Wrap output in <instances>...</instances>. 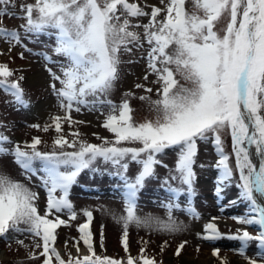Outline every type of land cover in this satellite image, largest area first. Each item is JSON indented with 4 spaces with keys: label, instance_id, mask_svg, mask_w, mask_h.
<instances>
[{
    "label": "snow or ice",
    "instance_id": "snow-or-ice-1",
    "mask_svg": "<svg viewBox=\"0 0 264 264\" xmlns=\"http://www.w3.org/2000/svg\"><path fill=\"white\" fill-rule=\"evenodd\" d=\"M16 8V0H0V17L22 14L20 18L25 21L19 26L23 33L0 26V39L9 44V52L16 46L31 52L23 43L25 38L42 34L55 37L53 52L66 62L53 61L46 52L37 54L60 64L59 74L48 71L53 81L50 87L64 114L52 116L43 125H30L44 132L55 130L51 151L40 150V136L33 137L30 143L25 141L23 146L16 142L11 148L5 147L13 141L0 132V156H13L26 179L38 176L46 192L42 209L38 192L0 170V239L8 240L10 247L17 234L30 235L33 250L29 259H41V264H159L144 254L145 248H141L139 257L129 254L126 260L98 255L90 229L94 215L88 209L83 211L87 222L78 228L81 235L76 241L77 255L69 252L65 259L56 246L57 229L77 218L71 189L85 170L100 171L98 162L116 169L113 175L123 181L125 214L118 220L127 251L130 224L169 234L185 230L173 211L181 209V194L196 195L198 141H211L219 157L215 165L219 169L217 196L228 186L237 187L247 212L233 219L243 226H258V232L252 234L244 227L226 234L213 217L197 235L205 241H240L238 251L247 264H264V0H194L192 11L186 9V0H160V6L142 4L140 0H34L21 3L20 14ZM143 17L149 18L148 23H139ZM221 24L223 27H219ZM139 28H143V34L135 30ZM144 43L149 46L147 67L160 85L156 90L159 98L151 101L155 117L136 122L127 98L116 104L109 97L121 78L122 55ZM20 56L23 58L24 53ZM14 74V69L0 62V89L10 94L17 105L27 107L30 102L21 85L24 77L11 79ZM135 87L152 92L141 83ZM105 107L108 113L102 126L114 134L112 140L99 137L101 143H91L82 138L78 129L70 133L71 140L64 134L65 123H84L75 120L73 112L87 109L104 114ZM0 127L5 125L0 123ZM225 135L231 137V153L226 151ZM132 144L139 146H128ZM168 149L178 150V155L174 169H170L175 175L164 181L173 196L162 205L167 217H142L137 214L138 192L146 180L156 175L157 166L162 165L160 156ZM132 162L141 167L137 175L129 177ZM172 181L179 186H172ZM230 203L235 205L237 201ZM181 210L199 216L192 206ZM65 213L68 219L62 218ZM80 241L88 254H79ZM16 242L29 247L23 240ZM252 242L257 243L258 252L250 257L247 249ZM186 243L181 242L176 249L177 257ZM213 255L219 258L220 249H214ZM221 264H228L226 257Z\"/></svg>",
    "mask_w": 264,
    "mask_h": 264
},
{
    "label": "rangeland",
    "instance_id": "rangeland-1",
    "mask_svg": "<svg viewBox=\"0 0 264 264\" xmlns=\"http://www.w3.org/2000/svg\"><path fill=\"white\" fill-rule=\"evenodd\" d=\"M34 0H16V12L20 14L19 5L21 3H33ZM142 4L160 6V0H140ZM194 8V0H186V9L192 11ZM22 15V14H20ZM17 16L0 17V26L10 29L17 28L25 21ZM149 18H140L139 23H148ZM134 22H136L134 20ZM223 27V24L219 25ZM23 33L22 29H19ZM143 34V28L135 29ZM23 43L27 51L22 46H16L9 52V44L0 39V62L7 63L10 68L15 70V74L11 79H17L23 76L21 85L25 91V98L30 102L27 107L19 106L13 101L10 94L0 89V123L5 127H0V132L8 135L13 144H5V147L11 148L14 143L18 142L21 146L24 142H31L33 137L40 136L43 143L39 146L41 151H51L53 140L57 135L54 129L44 132L42 129L30 127L32 124H45L50 122V118L54 115H63V110L59 107L57 97L50 87L52 76L48 69L57 74L60 73V64L46 61L43 56L37 53L46 52L52 57L53 61L66 62L64 57L58 56L53 52L56 41L55 37L40 35L25 38ZM149 46L144 43L141 48H133L131 53H124L121 65V78L110 95V99L116 104H120L123 99L127 98L133 109V116L136 122H142L145 118L152 119L156 113L152 110L151 101L158 99L157 88L159 84L155 83L157 77L151 74L147 67V54ZM24 56L21 58L20 53ZM129 61H133L129 63ZM146 73L148 79L143 77ZM137 83L144 84L146 88H151L152 92L147 93L144 89L136 88ZM181 83H185L181 80ZM60 87L59 82L56 83ZM186 86H189L186 84ZM131 93L130 96H125ZM149 96L150 100H142L141 96ZM100 111H88L83 109L80 113L73 112L72 116L75 120L84 123L69 126L67 123L63 125L64 134L68 135L71 140V132L76 129L83 134L84 139L91 143H101L99 137H107L109 140L114 138V134L105 129L102 125L108 108ZM96 135H93V134ZM128 146L138 147V144ZM226 151L231 153V137L225 135ZM70 150V149H69ZM178 150L168 149L160 156L162 165L157 166L156 175L146 180L144 187L138 192L137 214L140 216H157L161 219L167 217V209L162 205L173 199L169 193L167 185L164 183L166 178L175 175L170 172L174 169L177 159ZM219 157L215 151L214 144L211 141H198V153L194 170L196 172L195 180V196H189L184 192L179 197L181 209H187L189 206L194 207L199 213L198 217H194L186 210L177 209L173 211V216L178 222L185 226V230L179 233H161L149 230L143 227H137L130 224L128 228L129 247L126 251L122 245L123 226L118 218L125 214V202L123 199V181L119 176L113 175L116 169L102 161L98 162L96 167L100 169L98 172L85 170L78 177L77 184L73 185L70 192V199L73 202L77 218L69 220V224L61 226L57 229V247L62 255L67 259V254L71 252L73 256L77 255L76 241L80 238L78 231L79 225L87 222V217L83 214L85 209L92 210L94 218L90 224L93 232V243L96 253L101 256H109L114 259L126 260L130 254L133 257H139L141 248H145L144 254L150 258L154 257L159 264H202L200 260L206 259L207 264H221L223 258H227L228 264H247L243 256L239 254L241 242L237 240L221 239L218 241H205L198 237V233H202L204 226L212 222V218H217L215 222L218 224L221 232L226 234L235 233L238 228L247 227L252 234L258 232V226H243L234 220L233 217L244 215L247 212V204L239 199V189L234 185L224 189L221 196L216 194V182L219 176V169L215 167ZM234 165V157L232 159ZM39 167V163H37ZM140 165L135 162L130 163L127 175L134 177L140 170ZM0 170L9 174L13 179L22 181L34 191L39 193L40 207L43 209L46 203V192L40 187V179L38 176H32L29 181L26 179L24 170L21 169L11 155L0 156ZM42 175V173H40ZM172 186H179L177 181H172ZM236 200L235 205L230 202ZM223 209V211L221 210ZM62 218L68 219V214L62 215ZM103 226V227H102ZM101 232L103 233V245L101 246ZM16 239L24 241V247L16 242ZM16 239L9 241L0 239V264H41V259H29V253L33 250V238L28 235L17 234ZM67 241V246H65ZM187 241L185 247L181 250L179 257L175 255L176 249L181 242ZM147 242V243H145ZM166 242V243H165ZM220 249V257L213 255L214 249ZM79 254H88L87 247L83 241L79 243ZM84 250V252H83ZM39 253V249H35ZM258 252V245L252 242L248 249V256H255ZM187 258H193L196 262H186Z\"/></svg>",
    "mask_w": 264,
    "mask_h": 264
},
{
    "label": "bare ground",
    "instance_id": "bare-ground-1",
    "mask_svg": "<svg viewBox=\"0 0 264 264\" xmlns=\"http://www.w3.org/2000/svg\"><path fill=\"white\" fill-rule=\"evenodd\" d=\"M83 252H84V250H83ZM191 261H193V263L196 262L193 258H187V259H186V262H187V263H188V262H191ZM207 262H208V261H207L206 259H203V260L201 259V260H200V263H202V264H207Z\"/></svg>",
    "mask_w": 264,
    "mask_h": 264
}]
</instances>
